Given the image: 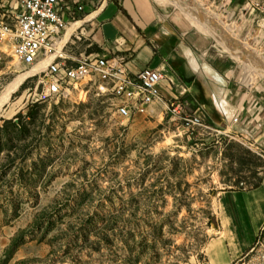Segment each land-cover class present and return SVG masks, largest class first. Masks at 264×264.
<instances>
[{"label":"rangeland","instance_id":"1","mask_svg":"<svg viewBox=\"0 0 264 264\" xmlns=\"http://www.w3.org/2000/svg\"><path fill=\"white\" fill-rule=\"evenodd\" d=\"M151 1L208 36L224 85L264 93V0ZM34 69L0 42V98ZM42 70L0 110V264H211L221 193L264 178V126L217 120L191 136L160 108L119 117L85 81L48 92ZM232 264H264V229Z\"/></svg>","mask_w":264,"mask_h":264},{"label":"crops","instance_id":"2","mask_svg":"<svg viewBox=\"0 0 264 264\" xmlns=\"http://www.w3.org/2000/svg\"><path fill=\"white\" fill-rule=\"evenodd\" d=\"M60 1L85 10L78 21L82 24L63 37L73 56L123 57L130 73L157 70L163 78L162 96L185 99L206 122L218 125L219 120L250 134L263 128L264 93L224 85V60L187 18L161 10L151 0ZM76 42L87 44L75 52ZM220 201L224 227L208 245L207 255L211 264H232L253 248L264 229V178L255 189L222 192Z\"/></svg>","mask_w":264,"mask_h":264},{"label":"built area","instance_id":"3","mask_svg":"<svg viewBox=\"0 0 264 264\" xmlns=\"http://www.w3.org/2000/svg\"><path fill=\"white\" fill-rule=\"evenodd\" d=\"M84 12L83 5L60 0H0V42H12V56L19 59V64L43 67L42 73L50 77L48 90H62L85 81L95 87L98 95L112 99V107L121 118L160 108L172 123L197 136V129L206 127V121L189 110L185 99L162 96L159 84L163 78L157 70L147 68L133 74L123 57H75L68 52L67 42L62 44L64 34ZM7 17L19 19V27L7 26Z\"/></svg>","mask_w":264,"mask_h":264},{"label":"bare ground","instance_id":"4","mask_svg":"<svg viewBox=\"0 0 264 264\" xmlns=\"http://www.w3.org/2000/svg\"><path fill=\"white\" fill-rule=\"evenodd\" d=\"M81 24H82V22H77V23L73 24L71 27H69L67 29L66 38H68L70 33L73 32L76 28H78ZM7 26L19 27V19L15 18V17H7ZM62 44H64V42ZM15 60H17L19 62V59H15ZM36 69L39 72L43 69V67L35 68L34 70L20 74L15 78V80L7 88L6 93L3 95L2 98H0V110H1L2 105L8 100L10 94L22 83V81L24 79H26V77H28L29 75H32V73H34Z\"/></svg>","mask_w":264,"mask_h":264},{"label":"trees","instance_id":"5","mask_svg":"<svg viewBox=\"0 0 264 264\" xmlns=\"http://www.w3.org/2000/svg\"><path fill=\"white\" fill-rule=\"evenodd\" d=\"M36 115V113L33 111V110H31V111H29V113H28V117H30L31 118V124H33V121H34V119H35V116ZM20 116H17L16 118H19ZM14 126H18V124L17 123H15V122H11ZM261 183H259L258 185H256L254 188H252V189H255V188H257V187H259V185H260Z\"/></svg>","mask_w":264,"mask_h":264}]
</instances>
